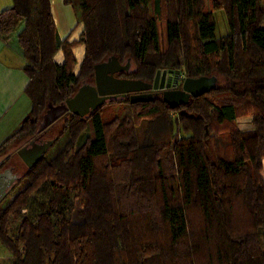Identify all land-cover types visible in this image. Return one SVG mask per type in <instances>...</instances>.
Returning a JSON list of instances; mask_svg holds the SVG:
<instances>
[{
    "label": "trees",
    "instance_id": "1",
    "mask_svg": "<svg viewBox=\"0 0 264 264\" xmlns=\"http://www.w3.org/2000/svg\"><path fill=\"white\" fill-rule=\"evenodd\" d=\"M76 1L85 46L76 57L77 44L58 34L51 0H13L0 13V36H15L22 49L32 103L0 150L34 138L50 99L64 103L113 56L122 64L127 58L132 80L152 83L160 69L192 79L222 77L228 86L212 92L228 96L218 103L206 94L177 108L162 97L136 104L128 97L135 115L118 123L114 150L104 106L87 118L67 116L58 137L67 138L64 147L28 168L24 190L0 206V243L12 264H197L200 249L210 264H264L262 0H213L227 17L230 34L222 39L205 0H174L165 52L158 32L162 0L151 8V0ZM185 20L195 23L196 57ZM60 51L62 65L55 61ZM76 58L83 61L79 75ZM170 113H177L175 123ZM241 116L252 117L253 130L239 129ZM88 128L91 137L78 146ZM193 211L200 219L197 243L189 242ZM12 218L20 220L14 236Z\"/></svg>",
    "mask_w": 264,
    "mask_h": 264
},
{
    "label": "water",
    "instance_id": "2",
    "mask_svg": "<svg viewBox=\"0 0 264 264\" xmlns=\"http://www.w3.org/2000/svg\"><path fill=\"white\" fill-rule=\"evenodd\" d=\"M131 65L129 62L122 64L117 57H110L107 61L97 64L94 67V83H82L76 94L68 98L64 103L55 106L50 99L48 108L39 123L37 133H41L66 113H72L80 118H87L104 105L114 102L120 98L131 95L133 104L155 101L157 94L146 93L150 91L165 90L171 87L167 83L166 75L168 71L159 70L154 83H147L142 80L118 79L117 73H129ZM163 73V78L160 76ZM170 73H173L170 71ZM177 75L179 73L177 72ZM161 82V83H160ZM218 87V78L202 77L199 79L185 78L182 89L176 91H164L163 101L172 108H177L190 103L191 98H198L211 93ZM57 138L48 141L45 144H30L17 151L18 156L27 165L33 168L48 151L54 146ZM16 177H12V169L0 173V204L9 195L14 188Z\"/></svg>",
    "mask_w": 264,
    "mask_h": 264
},
{
    "label": "rangeland",
    "instance_id": "3",
    "mask_svg": "<svg viewBox=\"0 0 264 264\" xmlns=\"http://www.w3.org/2000/svg\"><path fill=\"white\" fill-rule=\"evenodd\" d=\"M152 1L153 0H151L150 5H149L150 8L152 7ZM71 2H72V8H74L75 12H77L78 11L77 1L72 0ZM214 3L215 2L213 0H205L204 8L210 11H214V16H215L216 25H217V35L220 39L226 38L227 34L228 35L230 34V31H229L225 11L220 10V9L215 10ZM162 7H163L162 9L163 11H162V16L159 19V23H158V32H159V37H160L161 50L165 52L168 49L166 24L169 18L174 17V14L176 13V4L174 3V0H162ZM78 20H80V14H79ZM184 30H185L184 36L186 37L185 38L186 43L191 48L192 56L196 57L199 55V53L197 52L198 43L195 38V23L192 21L185 20ZM126 59L123 60L124 63H127ZM133 68L134 66H132V69ZM160 70L165 71V69H160ZM166 71H168V75L170 74L172 78L180 77L182 81H184V79L187 78L186 75L183 73L178 72L179 75H177V72L172 71L173 73H170V70H166ZM157 72L154 75L152 82L155 81ZM93 81L94 80H88L84 82H93ZM228 84L229 83L224 78L222 77L218 78L219 87L225 88L228 86ZM207 96L211 98V100H213L214 102L223 103L224 100H221L220 98H222L223 96H228V95H225V94L218 95V93L215 94L214 92H212V93H209ZM126 102L127 100L116 101V102L107 104L103 107L104 109L103 116L105 118V121L108 122L107 128L109 130V135H110V146H111L110 149L112 148V150H114V148L117 146L116 138H119V136L115 133V129L118 127V123H120V120L124 117L128 116L129 120H131L133 119L135 115L133 109ZM243 111L244 110H240L239 114L243 115ZM66 118L67 116L61 119L60 121H58L51 128V131H50L51 138L54 139V138L59 137V135L61 136L62 126ZM170 118L175 123L178 118L177 113H170ZM252 120H253L252 117L241 116L238 118L236 124L238 125L240 130L245 131L247 129L254 128V126L252 125ZM140 130H143V129H140ZM176 130L178 133L180 132L179 128H176ZM140 133H139V136L141 135ZM180 134L182 137H185V135L182 132H180ZM91 135H92V130L88 128L87 131L84 133L82 139L80 140L78 146H81L85 140L91 137ZM141 138L142 136H140V139ZM57 141H56L57 143L54 144V146L50 149L49 153L46 155L48 158H51L55 156L57 153H59V151L64 147L67 141V138L60 137V140H57ZM21 146H22V143L18 144L15 141H11L2 150H0V166L2 165L1 167L2 169L0 170V173L5 172L6 170L12 169V177H16V175H18V177L16 178L20 179L19 182L18 180H16V182L14 183V188L9 192V195L6 197V199L0 204V206L2 207H5L8 204H10L11 201L25 188V180H23V178H24L25 173L27 172L28 167L20 159V157L17 154V151L20 149ZM110 156H112V153ZM262 165H263L262 178L264 180V159H263ZM25 212L26 211H23L22 214H25ZM198 221H200L199 216L196 211H193L192 228H191V234L189 237L190 243L192 242L197 243L199 241V238H198L199 236L197 234L199 233V230H200L199 229L200 224H198ZM19 223H20V220H17L14 218L11 219L10 226H9L11 236H14L15 230L18 227ZM139 228H142V227L140 226ZM151 237H152L151 235H147V234L144 236L146 240L150 239ZM207 253L208 252L205 249H200L199 251L196 252L197 264H210ZM0 264H12L11 256L9 255L7 249L3 247L1 243H0ZM213 264H216V263L213 262Z\"/></svg>",
    "mask_w": 264,
    "mask_h": 264
},
{
    "label": "crops",
    "instance_id": "4",
    "mask_svg": "<svg viewBox=\"0 0 264 264\" xmlns=\"http://www.w3.org/2000/svg\"><path fill=\"white\" fill-rule=\"evenodd\" d=\"M51 5L58 34L62 39L69 38L70 43L77 44L73 49L75 55L76 49L85 47L79 43L84 31V25L78 20L79 12L72 8V2L67 4L65 0H51ZM12 6L13 0H0V13ZM81 28L79 38L75 40L74 35ZM217 38L220 39L218 35ZM59 55L61 61L56 60ZM56 57L55 61L62 65L65 61L63 52L60 51ZM76 61L74 73L79 75L83 61L80 64L77 58ZM24 64L22 49L16 37L4 40L0 36V146L20 128L32 110V103L25 92L29 79L23 70ZM251 130L253 128L245 131Z\"/></svg>",
    "mask_w": 264,
    "mask_h": 264
},
{
    "label": "flooded vegetation",
    "instance_id": "5",
    "mask_svg": "<svg viewBox=\"0 0 264 264\" xmlns=\"http://www.w3.org/2000/svg\"><path fill=\"white\" fill-rule=\"evenodd\" d=\"M125 64V63H124ZM130 74V72L127 74V73H117V74H115V77L116 78H118V79H130V78H128L126 75H129ZM163 78V73L161 74V76H160V80ZM166 80H167V83H169V84H171V87L170 88H168V89H165V90H158V91H150V92H146V93H155V94H157V96H156V99L157 98H160V97H162V94H163V92L164 91H166V90H168V91H176V90H181L182 89V85H183V81H182V79H180V77L178 78V77H176V78H172L171 76H170V74L168 75H166ZM84 83H90V84H93L94 83V81L93 82H84ZM147 83H149V82H147ZM152 83H154V82H152ZM161 83V82H160ZM130 96L131 95H127L125 98H120V99H118V100H116V101H121V100H127V98L129 97L130 98ZM116 101H114V102H116ZM110 103H112V102H110ZM110 103H107V104H110ZM106 104V105H107ZM105 106V105H104ZM70 114H72V113H66V114H64V116H62L60 119H58L53 125H51L50 127H48L47 129H45L44 131H42L41 133H36V136L34 137V138H32V139H30V140H28V141H25V142H23L22 143V146L20 147V149H22L23 147H25V146H27L28 148H30L31 146H30V144L33 142L34 144H45V143H47L48 141H50V140H52L53 138H51V136H50V131H51V128H52V126H54L58 121H60L61 119H63L64 117H66V116H69ZM50 151V150H49ZM49 151H48V153H49ZM47 153V154H48ZM21 159V158H20ZM16 177H18V175H16ZM20 180H18V182H19ZM17 182V183H18Z\"/></svg>",
    "mask_w": 264,
    "mask_h": 264
}]
</instances>
